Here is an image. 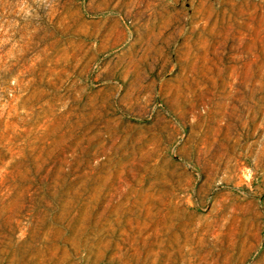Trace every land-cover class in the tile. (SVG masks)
Here are the masks:
<instances>
[{"label": "rangeland", "instance_id": "rangeland-1", "mask_svg": "<svg viewBox=\"0 0 264 264\" xmlns=\"http://www.w3.org/2000/svg\"><path fill=\"white\" fill-rule=\"evenodd\" d=\"M0 264H264V0H0Z\"/></svg>", "mask_w": 264, "mask_h": 264}]
</instances>
